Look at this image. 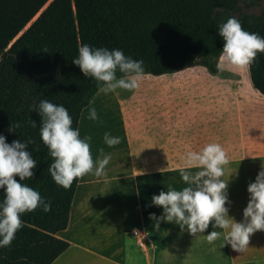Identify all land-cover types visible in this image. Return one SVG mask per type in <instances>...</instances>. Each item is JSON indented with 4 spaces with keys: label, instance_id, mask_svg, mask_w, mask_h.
Returning a JSON list of instances; mask_svg holds the SVG:
<instances>
[{
    "label": "trees",
    "instance_id": "1",
    "mask_svg": "<svg viewBox=\"0 0 264 264\" xmlns=\"http://www.w3.org/2000/svg\"><path fill=\"white\" fill-rule=\"evenodd\" d=\"M246 1L255 5L263 0H0V135L9 144L33 141L27 150L37 166L33 178L21 183L51 201L48 212L41 207L22 215L23 227L11 246L0 248V264H51L69 247L56 233L68 226L79 180L65 190L48 172L53 161L40 138L38 105L46 99L64 106L72 127L78 128L82 111L100 90L72 63L78 48L122 50L143 60L145 72L154 76L193 66L214 74L212 58L219 60L224 44L219 26L229 17L264 37V8L258 14L242 13L239 5ZM248 72L251 87L264 97V54L257 55ZM12 123L21 126L10 132ZM3 198L0 190V203Z\"/></svg>",
    "mask_w": 264,
    "mask_h": 264
},
{
    "label": "crops",
    "instance_id": "2",
    "mask_svg": "<svg viewBox=\"0 0 264 264\" xmlns=\"http://www.w3.org/2000/svg\"><path fill=\"white\" fill-rule=\"evenodd\" d=\"M196 67L157 76L147 74L142 80L156 84L154 91L158 89L161 93L163 89L168 94L173 87L178 92L182 90L180 86L189 80H210L206 67L200 66L204 73L199 69L193 71L200 73L198 78L197 74L186 73ZM162 81L173 83L167 89ZM113 95L119 98L118 93L105 94L100 91L81 113L78 129L81 130V138L91 137L89 143L93 159H102L98 150L103 148L105 155H111V160L106 166V180L88 175L83 178L82 186L81 180L78 181L68 226L56 233V237L68 242L69 247L51 264H264V231L254 233L247 250L239 253L223 237L213 244L207 242L208 233L223 232L211 224L204 233L193 236L174 222L161 220L157 228L156 221L150 219L151 214L156 217L163 215L161 207L152 205L153 195L169 188L181 190L187 186L175 169L183 164L181 158L188 148L195 150V147L217 143L219 137L213 135V129L209 127H215L218 120L171 107L167 109L169 113H150L140 120H134L126 115L125 101L118 99L115 102ZM174 97H153L150 103L154 108L156 102L163 107L181 101ZM97 99L96 106L94 102ZM111 104L116 107V134L121 141L120 147L115 148L104 143L102 135L108 132L102 129V118L94 121L93 125L88 116L85 123L81 122L90 107H95L98 114L106 115ZM147 106L151 110L149 102ZM117 149L119 154H116ZM114 150L116 155L113 154ZM260 153L263 154L257 160H230L223 177L225 181L228 180V214L237 222L243 221V209L249 200L247 186L264 170V151ZM197 170L191 169L193 172ZM75 207H78L77 211ZM134 228L142 230L150 238L143 247L137 245L130 233Z\"/></svg>",
    "mask_w": 264,
    "mask_h": 264
},
{
    "label": "clouds",
    "instance_id": "3",
    "mask_svg": "<svg viewBox=\"0 0 264 264\" xmlns=\"http://www.w3.org/2000/svg\"><path fill=\"white\" fill-rule=\"evenodd\" d=\"M218 34L224 41L219 59L230 66L250 67L258 54H264V37L244 30L236 17H229L222 23ZM72 63L79 67L84 77L97 81L100 91L105 94L118 90L134 92L147 75L143 60H134L119 49L110 51L83 44L78 48V57ZM38 112L42 117L40 138L53 161L48 167L53 181L68 190L74 181L88 175L106 180V166L111 155H105L104 149L100 148L98 151L102 159H93L89 143L91 137L81 138L79 129L72 127V117L67 108L44 99L39 102ZM88 119H99L95 107L89 108ZM29 123L33 128L36 127L35 121L30 120ZM20 126L19 123H12L9 131ZM120 142L119 137L105 133L104 143L108 147ZM30 143L33 141L25 143L15 140L9 144L0 135V190L4 193L0 203V248L11 246L16 233L23 227V214L41 207L44 212L51 210V201H45L37 190L21 183L33 178L37 166V161L27 150ZM181 159L183 164L175 170L179 171L187 186L181 190L169 188L153 195L152 205L161 207L163 215L156 217L151 214L150 219L156 221L157 228L161 220L174 222L193 236L204 233L211 224L223 232L208 233L206 240L209 244L223 237L234 251H246L250 237L257 231H264V170L247 186L249 200L243 209V221L237 222L229 216L226 206L230 204L227 196L228 180L225 181L223 177L230 160L223 146L215 142L208 143L199 150H188ZM193 168L198 170L193 172Z\"/></svg>",
    "mask_w": 264,
    "mask_h": 264
},
{
    "label": "rangeland",
    "instance_id": "4",
    "mask_svg": "<svg viewBox=\"0 0 264 264\" xmlns=\"http://www.w3.org/2000/svg\"><path fill=\"white\" fill-rule=\"evenodd\" d=\"M263 8L264 0L255 5L248 1L239 5L240 12L247 14H258ZM216 63L217 72L210 73L211 76L207 75L210 80L208 79L206 82L200 79H195L192 82L189 80L180 86L182 90L179 89L178 92L171 87V92L168 94H165L163 89L160 90V93L157 91L158 89L153 90V87L156 88V84L142 80L134 92L118 90L116 93L119 94V98L114 95L112 97H115V102L118 99L125 101L126 115L134 120H140L150 113H169L167 111L169 107L205 118L212 116L218 122L215 127H209V129H213V135H218L217 143L228 150L226 153L229 160H257L259 155L263 154L260 152L264 151V97L251 87L248 67L230 66L227 62H221L220 59H217ZM197 69L202 70L198 66L195 69L187 70L186 73L193 76L197 74L196 78H198L200 73L193 72ZM172 83L173 81H167L162 84L168 89ZM168 96H175L181 101L171 105L168 103L163 107L156 102L154 108L150 103L154 99L153 97H165L167 99ZM175 97L174 99H176ZM147 102H149L151 110L148 109ZM94 103L96 105L98 99ZM115 116L116 107L112 104L107 108L106 115L98 114V117L103 120L102 129L111 133V136L118 137ZM93 123L92 120L91 124L93 125ZM116 147H120L119 144ZM195 148L200 149L199 147ZM113 154H119V150L116 151V154L114 150ZM121 155H123V151H121Z\"/></svg>",
    "mask_w": 264,
    "mask_h": 264
},
{
    "label": "built area",
    "instance_id": "5",
    "mask_svg": "<svg viewBox=\"0 0 264 264\" xmlns=\"http://www.w3.org/2000/svg\"><path fill=\"white\" fill-rule=\"evenodd\" d=\"M132 237L135 238L136 243L139 247H143L146 242L150 241L148 234L140 229L134 228L130 231Z\"/></svg>",
    "mask_w": 264,
    "mask_h": 264
},
{
    "label": "water",
    "instance_id": "6",
    "mask_svg": "<svg viewBox=\"0 0 264 264\" xmlns=\"http://www.w3.org/2000/svg\"><path fill=\"white\" fill-rule=\"evenodd\" d=\"M36 18H37V16L34 18V20H35ZM34 20H33V21H34ZM25 29H27V28H25ZM217 59H218L217 57H213V58H212L213 61H216Z\"/></svg>",
    "mask_w": 264,
    "mask_h": 264
}]
</instances>
